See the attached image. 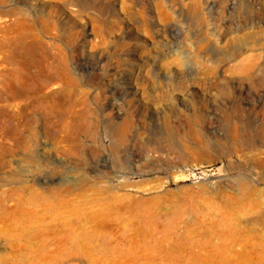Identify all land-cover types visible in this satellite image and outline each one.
Instances as JSON below:
<instances>
[{"label": "rangeland", "instance_id": "1", "mask_svg": "<svg viewBox=\"0 0 264 264\" xmlns=\"http://www.w3.org/2000/svg\"><path fill=\"white\" fill-rule=\"evenodd\" d=\"M0 264H264V0H0Z\"/></svg>", "mask_w": 264, "mask_h": 264}]
</instances>
